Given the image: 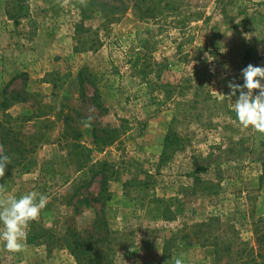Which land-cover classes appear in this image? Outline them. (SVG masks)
I'll list each match as a JSON object with an SVG mask.
<instances>
[{
	"label": "rangeland",
	"instance_id": "374dc122",
	"mask_svg": "<svg viewBox=\"0 0 264 264\" xmlns=\"http://www.w3.org/2000/svg\"><path fill=\"white\" fill-rule=\"evenodd\" d=\"M247 49L256 56L249 64L264 66V0H0V120L11 84L9 91L32 93V106L20 103L11 113L48 115L52 126L36 130L54 137L32 150L28 171L10 162L0 178L7 195L36 191L49 198L26 229L23 251L9 252L0 242V264H76L56 238L66 225L93 231L99 215L116 233L111 264L243 262L242 252L257 248L254 231L264 229V134L239 125L233 110L239 93L232 101L219 94L230 93L231 81L243 85ZM179 101L193 109L182 115L188 146L175 156L173 174L195 154L211 167L196 192L178 194L197 211L190 223L167 214L174 187L145 184L161 168ZM68 115L79 139L62 143ZM88 116L97 127L118 128L120 140L99 150L94 128L82 124ZM74 143L91 162L110 165L113 180L99 201L100 177L93 183L89 168L78 170L85 156ZM185 233L187 242L180 240Z\"/></svg>",
	"mask_w": 264,
	"mask_h": 264
},
{
	"label": "trees",
	"instance_id": "16d2710c",
	"mask_svg": "<svg viewBox=\"0 0 264 264\" xmlns=\"http://www.w3.org/2000/svg\"><path fill=\"white\" fill-rule=\"evenodd\" d=\"M252 52L253 51L251 49H247L243 52L242 63L244 67H247L249 63L256 58ZM10 87L11 84L6 87V90L3 93V102L1 104L3 116L0 120V145H3L4 152L10 157L11 163L19 165L24 171H28L30 169L28 157L30 153H32V150L35 151L41 145L48 142L50 138H54L53 136H50V133L48 136V133L43 132L42 129L36 130L37 127L44 124L45 127L49 129L52 126L53 121H51L49 116L45 114L35 115L32 118V116H15L11 113L10 110L20 103H28L32 106V93L9 91ZM85 99L86 92L84 82L81 80L80 102ZM94 103L101 113L103 111L105 113L107 112V109H104L100 104L98 95H95ZM192 109L191 105L183 103L182 101L175 104L174 116L165 136L164 151L161 158V168L156 176L153 177L152 181L145 183L146 187H149L150 184H157L162 191H165L167 188L174 187L177 194L165 198L167 205L166 208H168L167 214L175 220L186 219L189 223L193 222L197 211L190 204H186L181 201L178 198V194L181 192L189 193L193 190L192 188L196 187V185L201 187V185H203L202 175L206 174V172L211 169L210 166L204 165V159L201 157L202 155L195 154L189 158V163L188 159L183 161L184 166H182L181 170L178 171L177 174H173L175 156L178 153L183 152L188 146V138L184 135L180 128L182 124L188 126V122L182 121V115L185 111L191 112ZM105 113L102 114L105 115ZM74 121L75 120L71 115L64 118L62 124L65 129L60 135V142H69L70 140L72 142L78 141L79 131L76 130L77 123L73 126ZM100 126L101 127H97L95 124H92V127L94 128L93 144L99 148V150L104 151L105 148L115 145L120 140L121 134L118 128H113L109 124ZM52 132L54 133L53 130ZM73 146L75 148H80L82 151L84 150L85 159L79 161L80 166L78 170L83 171L84 169L89 168V171L93 172V183H95L97 178L100 177V181H98L100 185V193L99 197L96 199L99 201L102 197L107 195V185L109 181L113 180V177L110 176L107 171V169L110 168V165L106 162L99 164L91 162L88 155L85 154L86 148L83 147V145L79 143L77 145V143H74ZM163 168L167 169V174L161 173ZM175 182H178L179 185H176ZM195 190L196 188L193 192H196ZM187 205L188 210L186 213L185 209ZM262 225L264 227V222ZM115 234L116 233L110 229L105 217L103 215H99L98 219H96L94 223L93 231L80 232L71 226L66 225L65 231L59 238H56V240L57 242H61V247L70 252V254L74 257L76 264H111V254L109 252L111 251V242L113 241V236ZM254 234L257 248L253 249L250 247L249 249L244 250L242 253L247 255V257L241 259L244 260L243 262L240 261L235 264H264V229H256ZM189 237L190 235L185 233L180 240L187 242ZM206 238V240H209V237ZM172 239L166 241V245L164 247L165 253L168 252V245H170L173 241ZM220 251L223 250L220 249L216 251L217 257L220 256Z\"/></svg>",
	"mask_w": 264,
	"mask_h": 264
},
{
	"label": "clouds",
	"instance_id": "9594fccd",
	"mask_svg": "<svg viewBox=\"0 0 264 264\" xmlns=\"http://www.w3.org/2000/svg\"><path fill=\"white\" fill-rule=\"evenodd\" d=\"M209 60L207 53L205 54ZM243 85L231 81L227 87L230 93L225 96L232 101L233 110L239 125L243 129H253L264 134V66L249 64L241 72ZM93 118L88 116L82 121L83 127L90 128ZM10 157L5 154L3 145H0V178L5 176L6 167L10 164ZM48 196L31 191L19 198L6 194V187L0 186V242L4 248L13 253L25 249L29 224L35 221L48 203ZM175 264H183L182 259L176 258Z\"/></svg>",
	"mask_w": 264,
	"mask_h": 264
}]
</instances>
